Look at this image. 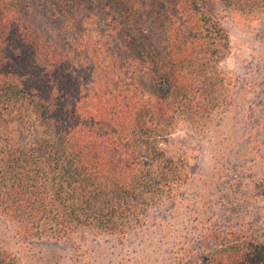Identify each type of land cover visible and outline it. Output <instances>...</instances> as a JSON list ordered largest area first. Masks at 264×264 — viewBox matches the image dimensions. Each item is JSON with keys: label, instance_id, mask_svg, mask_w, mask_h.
<instances>
[{"label": "trees", "instance_id": "trees-1", "mask_svg": "<svg viewBox=\"0 0 264 264\" xmlns=\"http://www.w3.org/2000/svg\"><path fill=\"white\" fill-rule=\"evenodd\" d=\"M221 11L255 20L264 0H0V218L18 239L140 238L150 210L194 182L162 141L218 114L223 211L203 196L217 177L204 179L169 263L264 264V229L232 205L264 204V118L237 129ZM0 264L18 262L0 248Z\"/></svg>", "mask_w": 264, "mask_h": 264}, {"label": "rangeland", "instance_id": "rangeland-1", "mask_svg": "<svg viewBox=\"0 0 264 264\" xmlns=\"http://www.w3.org/2000/svg\"><path fill=\"white\" fill-rule=\"evenodd\" d=\"M221 23L228 34L229 52L219 64V70L231 80L229 87L235 98L234 105L241 112L237 129L245 130L264 118V13L255 20L242 21L221 11ZM246 86L245 93L238 98L240 89L244 90ZM217 117L218 114L210 118L212 122L209 123V130L206 128L202 134H195L181 120L172 134L162 141V147L169 155L183 158L194 182L189 190H180L173 201L162 202L150 210L147 224L143 227L145 231L140 238H128V244L120 245L114 237L81 231L69 241H23L0 218V248L8 251L18 264H170V240L185 222L190 224L204 208L198 203L199 199L195 202L197 191L202 193L205 189L199 186L204 179L217 177L213 184L217 185V193L209 186L203 196L209 199L210 208L223 211V207L217 206V203L223 204L222 199L226 196L219 195L224 194L223 189L227 188L229 181L225 174H211L217 171L215 168H220L219 145L213 143L210 134V128L219 125ZM261 133L264 135V127L257 134ZM241 146L236 143L231 148L237 153ZM224 162L230 163L227 159ZM239 165V161L233 160L227 176L237 175ZM232 205L237 207V211L245 212L246 222L251 228L264 229V204L261 201L239 199L232 200Z\"/></svg>", "mask_w": 264, "mask_h": 264}]
</instances>
